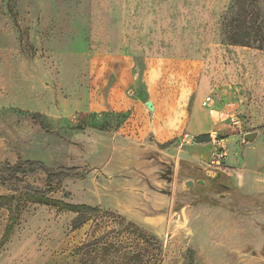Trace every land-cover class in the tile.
<instances>
[{"label": "rangeland", "instance_id": "1", "mask_svg": "<svg viewBox=\"0 0 264 264\" xmlns=\"http://www.w3.org/2000/svg\"><path fill=\"white\" fill-rule=\"evenodd\" d=\"M231 2L0 0V165L22 158L67 169L48 196L94 208L77 212L34 201L25 183L47 189L41 170L20 174L24 182L16 190L0 183V195L12 197L17 216L9 239L0 244V264H264V123L255 120L264 106L251 107L248 87L232 84L233 92L225 94L214 86L225 114H210L214 130L207 149H201L186 131L158 140L148 117L132 115L133 109H99L116 77H106L100 93L105 77L93 72L96 20L109 26L128 16L135 36L143 37L135 49L164 58L160 64L168 69L159 79L167 88L190 90L208 66L217 76L232 63L244 85L253 73L264 83V47L222 42L221 17ZM105 31L108 35L110 28ZM176 59L180 72L172 70ZM139 65L142 71L144 64ZM142 78L138 91L146 86ZM132 88L129 97L137 92ZM194 103L191 96L188 111ZM255 130L253 140L245 139ZM215 145H224L219 163L211 161ZM153 149L175 158L165 217L144 203L148 189L136 186ZM208 170L215 178L205 179ZM188 179L194 180L192 187ZM51 185L58 186L57 180ZM10 217L8 206L0 204V242Z\"/></svg>", "mask_w": 264, "mask_h": 264}, {"label": "crops", "instance_id": "2", "mask_svg": "<svg viewBox=\"0 0 264 264\" xmlns=\"http://www.w3.org/2000/svg\"><path fill=\"white\" fill-rule=\"evenodd\" d=\"M95 24L96 42L93 72L96 77H105L100 83V93H102V87L106 85V77H116L110 84L107 102L101 105L99 109L124 111L133 109L132 115L147 116L146 124L158 140L173 139L185 131V134L191 137L205 134L210 136L214 130L215 120L208 110L202 106V101L207 95H213V91L216 90L214 86H217L218 89L222 88L225 94L229 91V93L233 92L232 84L238 90H245V86H247L253 97L251 107L256 109L259 104L264 106V83H261L259 78L254 77L257 76L256 73L247 74L245 76L247 83L244 85L240 81V72L233 63L224 64L223 69H221L222 73H218L217 76L215 74L216 69L208 66L205 72L200 75L195 88L190 90H182V86H169L167 88L164 81L159 79L160 73L168 69L160 64V61L164 58L150 56V53L144 47L139 50L135 49V43H142L143 37L135 36V23L133 20L127 16L125 21H110V25L107 26L106 21L97 19ZM107 27L110 28L108 35L105 31ZM114 28H117L116 32ZM118 29L124 30L118 31ZM227 58L230 60V57ZM176 60L178 66L172 70L180 72L182 71L180 60ZM139 62L144 64L142 71L139 68ZM141 74L146 86L143 87V90L138 91L135 85ZM215 79L218 83L222 82V85H216L214 83ZM130 85L133 86V92L137 90L132 97L127 96V89ZM229 93L228 95H230ZM191 96H194L195 103L192 109L188 111L187 102ZM149 100L153 103V109L147 107V101ZM215 106L219 110L222 109L218 106L216 100ZM255 114L256 122L264 123V115L257 112ZM209 143L210 141L200 142L201 149H207Z\"/></svg>", "mask_w": 264, "mask_h": 264}, {"label": "trees", "instance_id": "3", "mask_svg": "<svg viewBox=\"0 0 264 264\" xmlns=\"http://www.w3.org/2000/svg\"><path fill=\"white\" fill-rule=\"evenodd\" d=\"M221 36L227 45H240L262 49L264 47V9L259 0H232L231 4L225 10L221 17ZM208 134L196 136L200 142L208 141ZM43 171L47 175L49 185L47 189L42 190L25 183L26 192L34 198V201L48 205H58V209H67L79 211V208L94 209L89 205H71L56 201L48 196L53 190L60 187L63 178L67 176V169L53 170L40 160H30L19 158L16 163L5 162L0 165V183L9 186L10 190H16L17 184L24 182L19 177L20 174H26L35 171ZM57 180L58 186H52V182ZM12 197L0 195V204H6L11 212L10 222L7 225L2 236L1 243H5L15 226V211L11 203ZM81 224L77 223L74 227Z\"/></svg>", "mask_w": 264, "mask_h": 264}, {"label": "water", "instance_id": "4", "mask_svg": "<svg viewBox=\"0 0 264 264\" xmlns=\"http://www.w3.org/2000/svg\"><path fill=\"white\" fill-rule=\"evenodd\" d=\"M147 106L153 109L152 101H147ZM257 135V131L248 132L245 134V139L253 140ZM154 151V152H153ZM152 152V153H151ZM148 170L145 173L144 179H139L137 185L140 188H147L143 192V201L151 209L159 210L158 215L165 217L169 211L171 196L173 191L174 171H175V158L161 151L151 150L149 152ZM212 170H208L207 174L215 178L211 174ZM219 175L220 173L217 172ZM198 183H204L203 179H199ZM194 180L188 179L186 181L187 187H192Z\"/></svg>", "mask_w": 264, "mask_h": 264}, {"label": "built area", "instance_id": "5", "mask_svg": "<svg viewBox=\"0 0 264 264\" xmlns=\"http://www.w3.org/2000/svg\"><path fill=\"white\" fill-rule=\"evenodd\" d=\"M202 106L205 107L210 114H217L219 113L221 116H224V111L219 110L215 106V98L213 95H207L204 100L202 101ZM222 142V140H220ZM216 144V142H215ZM224 145H215L213 154H212V163H219L222 157L224 156Z\"/></svg>", "mask_w": 264, "mask_h": 264}, {"label": "flooded vegetation", "instance_id": "6", "mask_svg": "<svg viewBox=\"0 0 264 264\" xmlns=\"http://www.w3.org/2000/svg\"><path fill=\"white\" fill-rule=\"evenodd\" d=\"M197 170H199V168ZM199 171L202 172V169H200ZM203 176L205 177V179H211V177L207 174L206 171L204 172V175ZM197 183H198V181H197Z\"/></svg>", "mask_w": 264, "mask_h": 264}]
</instances>
